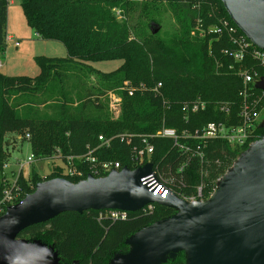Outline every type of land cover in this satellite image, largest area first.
Masks as SVG:
<instances>
[{
	"label": "trees",
	"instance_id": "trees-1",
	"mask_svg": "<svg viewBox=\"0 0 264 264\" xmlns=\"http://www.w3.org/2000/svg\"><path fill=\"white\" fill-rule=\"evenodd\" d=\"M8 1L0 0V57L7 47ZM19 1L28 26L40 40L62 44L67 56L35 57L40 72L34 78L9 77L0 72V200L7 134L25 135L36 161H53L60 155L64 162L69 156L86 155L96 149L98 138L103 136L111 139L110 146L95 150L92 156L98 162H118L122 168L134 171V151L143 148V137L154 135L162 127L175 129L180 135L194 133L212 122L237 124L243 102V83L238 72L256 71L264 77V68L251 56L235 63L224 53L235 49L226 33H208L222 20L234 25L221 0H141V4L137 0ZM162 3H168L175 15L178 29L173 35L160 36L159 31L153 34L158 20L150 14L158 16ZM139 6L142 14L150 16L147 23L135 26L128 18ZM239 34L242 35L240 31ZM107 61L122 63L108 73L91 66ZM71 72L76 73L80 82L95 74L102 89H84L83 95H76L75 103L68 98L64 85ZM125 82L134 90L133 96L128 95ZM158 84L162 87L155 90ZM251 89L255 92L254 86ZM107 92L120 95L121 104L115 109L119 111L117 117L112 115L109 104L102 101ZM37 98H45V102L47 98L55 99L53 116H41L30 109L21 111V115L20 108L31 106L29 100ZM198 98L207 104L206 111L186 120L183 104ZM19 101L26 104H17ZM223 105L228 112L220 110ZM120 135L126 138L122 140ZM149 142L154 150L149 161L171 191L188 198L202 185L205 200L217 191L219 178L249 149L248 145L231 147L225 141L210 139L201 146V163L180 151L172 140L153 138ZM180 143L196 147L200 142L182 137ZM76 165L84 172L83 178L64 176L59 166L46 180L34 171L28 179L20 175L18 184L23 197L43 181L65 178L76 184L92 174L90 164ZM176 212L154 205L152 211L127 213L125 220L108 218L106 211L65 213L23 230L18 241L51 248L60 264H112L115 257L130 252V239L176 217ZM187 259L186 251L179 250L174 258L168 255L163 264H187Z\"/></svg>",
	"mask_w": 264,
	"mask_h": 264
},
{
	"label": "water",
	"instance_id": "water-1",
	"mask_svg": "<svg viewBox=\"0 0 264 264\" xmlns=\"http://www.w3.org/2000/svg\"><path fill=\"white\" fill-rule=\"evenodd\" d=\"M221 2L238 30L264 50V0ZM255 88L264 91V77ZM151 174L149 164L102 178L90 175L76 184L64 178L37 184L0 217V264H48L45 247L18 241V235L61 214L133 213L149 205L180 214L135 235L128 241L130 252L112 264H163L179 250L187 251V264H264V140L249 147L205 204L190 205L172 192L166 198L155 195V189L142 183Z\"/></svg>",
	"mask_w": 264,
	"mask_h": 264
},
{
	"label": "built area",
	"instance_id": "built-area-1",
	"mask_svg": "<svg viewBox=\"0 0 264 264\" xmlns=\"http://www.w3.org/2000/svg\"><path fill=\"white\" fill-rule=\"evenodd\" d=\"M208 33L216 34L218 36L226 33L229 36L230 42L235 46V49L232 51L226 50L224 53L230 56L235 63L243 62L246 56L249 55L264 68V50L258 49L252 45V43L248 41V39L243 34H239L238 28L235 25H232L228 20H222L220 25L209 28ZM9 40L11 41V39ZM17 45L18 43L16 42L15 46ZM252 46H254V48ZM238 76L242 79L243 83V89L240 93L243 102L237 114V124L228 125L223 122H212L206 124L201 130H196L194 133L182 132L180 135L175 129L162 127L154 135L143 137L141 141L143 148L134 151L136 170L143 169L149 164L152 166L149 158L154 150L152 144L149 142V139L153 138L172 140L174 145L180 151L191 154V157H196L201 163L204 162V153L201 150V146H205L207 140H222L231 147H242L245 145L251 147L256 142L264 140V91L257 90L255 88V84L262 77L256 71L248 70H240L238 72ZM124 86L125 89L128 90V95L133 96L134 90L129 88L130 84L127 82L124 84ZM251 86H254L255 92H253ZM161 87L162 85L158 84L155 90ZM206 109L207 104L200 98L196 99L194 102L185 103L182 106V112L186 120H188L191 115L199 114L206 111ZM220 110L223 112L229 111V109L224 107V105L220 107ZM118 137H120L122 140L126 138L124 135H120ZM182 137L196 140L200 143H198L196 147H190L180 143V139ZM26 138H28V136H26ZM98 141L99 145L96 149L89 150L86 155L69 156L66 158V162H64L60 155H58L56 159L64 166V168L62 167L63 175L68 177L83 178L84 172L79 169L76 164H90L92 166V174L90 175L95 178H98L101 175L107 177L113 172H121L124 168H122L118 162H98L97 159L92 156L95 150L103 147L108 148L111 143V139H106L103 136H100ZM126 141L127 144L130 143L128 139ZM144 158H146L147 161H144ZM33 162H35V159L33 157H28L24 164L19 165L20 169L17 173V176L13 179L6 178L5 173L3 174V197L0 200V215L6 214L10 208L14 207L25 198L23 197L24 192L21 186L18 184V178L20 175L23 176L22 172L24 166L30 165ZM46 178L44 180H46ZM142 183L146 184L149 188H151V190L155 189L154 194L160 195L162 198H166L168 193L172 192L166 182L159 177L156 169H154L153 166L152 174L142 179ZM212 196L213 194L211 197ZM181 199L190 205H196L199 203L205 204L209 202L208 199L205 200L203 198L202 185L197 188V192L194 196L188 198L184 197ZM153 206L154 205H149L142 211H152ZM105 216L113 220H125L127 218V212L106 211Z\"/></svg>",
	"mask_w": 264,
	"mask_h": 264
},
{
	"label": "rangeland",
	"instance_id": "rangeland-1",
	"mask_svg": "<svg viewBox=\"0 0 264 264\" xmlns=\"http://www.w3.org/2000/svg\"><path fill=\"white\" fill-rule=\"evenodd\" d=\"M137 4H141V0H137ZM168 3H162L159 6V15L151 17L158 20L155 24L154 29L160 32V36L173 35L178 29V24L175 18V15L172 13L169 8ZM141 6L135 12H132L129 16V22L132 25L142 26L148 22L147 17L150 16L142 14ZM119 12L115 11V16H118ZM7 32L10 35H13L12 42L8 41L6 51L4 55L0 57V62L4 66L0 71L2 74L9 77H18L26 76L34 78L39 74V68L35 63V57L44 56L48 58H65L66 49L60 43L54 41H44L34 33V31L28 26L25 15L20 5L19 0H9L8 1V23H7ZM194 36V32L191 34ZM204 33L201 31L200 37H203ZM15 42L18 43L15 46ZM121 61H107V62H98L92 63L91 66L104 73L111 72L117 69ZM87 81L80 82L76 73L71 72L67 80L65 81V90L68 93V98H71L75 103H77L76 95L79 93L84 94V89L90 88L95 92L102 89V85L99 81V78L94 74L87 76ZM127 83V82H125ZM124 83V84H125ZM55 99L58 98V95L54 96ZM47 98L33 99L29 100L31 106H23L20 108V112L23 110L30 109L36 114L41 116H53L55 110V103L53 100ZM102 101L109 104L110 110L112 109L115 117H117L119 111L115 110L121 104L120 95L116 92H107L106 96L102 98ZM17 104H26L25 101L17 102ZM17 106V105H16ZM31 107V108H28ZM22 115V112H21ZM21 137V138H19ZM25 135L11 133L7 134L5 137V151L7 155L6 164L4 166V173L6 178L13 179L17 176V173L20 169L19 165H22L26 162L28 157H32V151L30 144L25 141ZM241 157L237 162L229 169L224 175H222L217 181L218 189L220 185L229 177V175L234 170L235 166L239 163ZM59 166L61 169L64 166L56 158L53 161H36L30 165H25L23 168V177L25 179L29 178L31 171H34L42 179H45L53 172L54 168ZM65 170V169H64ZM216 192V191H215ZM214 192V193H215ZM213 193V195H214ZM210 196L208 200H211ZM177 215L180 214L179 211L176 212ZM106 214V213H105ZM131 248V247H130ZM46 257L48 264H60L59 259L56 257L55 252L51 248H46ZM187 253V251H186Z\"/></svg>",
	"mask_w": 264,
	"mask_h": 264
},
{
	"label": "crops",
	"instance_id": "crops-1",
	"mask_svg": "<svg viewBox=\"0 0 264 264\" xmlns=\"http://www.w3.org/2000/svg\"><path fill=\"white\" fill-rule=\"evenodd\" d=\"M35 33V32H34ZM36 34V33H35ZM37 35V34H36ZM9 39H11V41L9 40ZM14 38H13V35H10V34H8V32H7V43H8V41L9 42H12V40H13ZM16 43V42H15ZM14 43V44H15ZM8 45V44H7ZM66 55H67V53H66ZM3 65L1 64V62H0V71L3 69Z\"/></svg>",
	"mask_w": 264,
	"mask_h": 264
}]
</instances>
